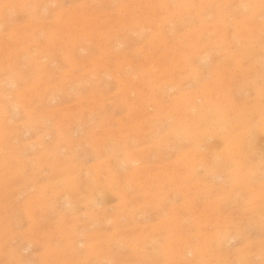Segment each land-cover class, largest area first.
Masks as SVG:
<instances>
[{
  "label": "rangeland",
  "instance_id": "1",
  "mask_svg": "<svg viewBox=\"0 0 264 264\" xmlns=\"http://www.w3.org/2000/svg\"><path fill=\"white\" fill-rule=\"evenodd\" d=\"M0 264H264V0H0Z\"/></svg>",
  "mask_w": 264,
  "mask_h": 264
},
{
  "label": "bare ground",
  "instance_id": "2",
  "mask_svg": "<svg viewBox=\"0 0 264 264\" xmlns=\"http://www.w3.org/2000/svg\"><path fill=\"white\" fill-rule=\"evenodd\" d=\"M172 88V87H171ZM17 108V106H13V105H11V104H9V109L12 111V109H16ZM52 138V137H51ZM170 156V155H169ZM202 172V171H201ZM232 237V236H231ZM230 238H227L226 240H225V237L223 238V240H224V242H228V240H229Z\"/></svg>",
  "mask_w": 264,
  "mask_h": 264
}]
</instances>
